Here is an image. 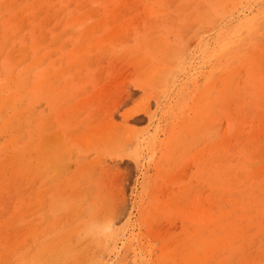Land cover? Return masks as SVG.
<instances>
[{
  "label": "rangeland",
  "instance_id": "rangeland-1",
  "mask_svg": "<svg viewBox=\"0 0 264 264\" xmlns=\"http://www.w3.org/2000/svg\"><path fill=\"white\" fill-rule=\"evenodd\" d=\"M233 1L0 0V37L19 27L2 41L0 96L12 92L13 76L27 84L14 88L19 110L9 101L0 108V181L3 172L10 179L0 184V264H42L59 241L48 264H264V98L243 71L226 114L208 127L197 117L203 90L225 68L264 51V0ZM256 14L253 30L238 27ZM223 140L226 152L214 153ZM213 164L231 172L232 191L207 173ZM223 214L242 236L208 233L230 220ZM217 242L223 250H212Z\"/></svg>",
  "mask_w": 264,
  "mask_h": 264
},
{
  "label": "bare ground",
  "instance_id": "bare-ground-1",
  "mask_svg": "<svg viewBox=\"0 0 264 264\" xmlns=\"http://www.w3.org/2000/svg\"><path fill=\"white\" fill-rule=\"evenodd\" d=\"M50 1V0H49ZM64 1V0H63ZM233 1V0H232ZM254 1V0H253ZM261 0H259V2H260ZM233 2H235V1H233ZM247 2H248V0H247ZM229 3V2H228ZM246 3V2H245ZM248 3H250V2H248ZM253 4V3H252ZM255 4V3H254ZM257 4H258V1H257ZM256 4V5H257ZM263 4V3H262ZM10 5V4H9ZM250 5V4H249ZM11 6V5H10ZM45 6H43V8H44ZM56 7V6H55ZM245 7V6H244ZM249 7V6H248ZM259 7V6H258ZM51 8V7H50ZM50 8H49V11H52V8H51V10H50ZM252 8V7H251ZM250 8V9H251ZM238 9V8H237ZM40 10V9H39ZM41 10L44 12V10L42 9V7H41ZM245 10V9H244ZM252 10V9H251ZM48 11V10H47ZM48 11V14L50 13ZM220 11V10H219ZM250 11V10H249ZM38 12V11H37ZM42 12V13H43ZM53 12V11H52ZM60 12V11H59ZM226 12V11H225ZM243 12V11H242ZM237 13H238V11H237ZM236 13V14H237ZM40 14V13H39ZM51 14H53V13H51ZM56 14V13H55ZM57 14H59V13H57ZM74 14H75V12H74ZM84 14V13H83ZM246 14V13H245ZM85 15H86V13H85ZM232 15V14H231ZM230 15V16H231ZM242 15V14H241ZM250 15V14H249ZM248 15V16H249ZM263 15V13L262 12H260V15H259V18L261 17ZM51 16V15H50ZM229 16V18H231ZM233 16V15H232ZM246 16V15H245ZM46 17H48V16H46ZM46 17H45V19H46ZM240 17V16H239ZM26 18V17H25ZM56 18V17H55ZM217 18V17H216ZM242 18V17H241ZM218 19H219V17H218ZM258 19V15L256 14V15H254V16H252V17H244V19H241V20H239V21H237V25H238V27H243V26H247L246 28H248V31H250V30H253V28H254V25L256 24H254V22H256V20ZM73 20V19H72ZM72 20H68L67 22L68 23H70ZM235 20V19H234ZM44 21H46V20H44ZM50 21V20H49ZM52 21V20H51ZM51 21H50V23H51ZM62 21V20H61ZM61 21H60V23H61ZM233 21V20H232ZM260 21V20H259ZM258 21V22H259ZM264 21V20H263ZM10 22V21H9ZM15 22V21H14ZM229 22V21H228ZM221 23V22H220ZM48 25H50V24H48ZM224 26H225V23L223 24ZM257 25H259V23L257 24ZM23 26V25H22ZM261 26V25H260ZM54 27H59V26H54ZM219 27H221V26H219ZM226 27V26H225ZM18 30L19 29V27L16 25L15 27H11V26H8V28H6V31L5 32H3V35L0 37V43H2L1 45H0V54L2 53V52H4V47H3V45L6 43H4L3 44V42L2 41H4L5 39H11L13 36H12V34H13V31L14 30ZM237 29V28H236ZM264 29V28H263ZM56 30H57V28H56ZM245 30V29H244ZM255 30V29H254ZM69 32L70 30H64V32ZM88 31V30H87ZM87 31L86 32H84V33H82L81 35H80V40L81 41H86L87 40V38L89 37V35H87L88 33H87ZM232 31V30H231ZM234 31H235V29H234ZM243 31V30H242ZM42 32V31H41ZM63 32V33H64ZM216 32V31H215ZM72 33V32H71ZM219 33V32H218ZM225 33V32H224ZM230 33V32H229ZM252 33V32H251ZM263 33V32H262ZM261 33V34H262ZM43 34H44V32H43ZM216 34V33H215ZM47 35V34H46ZM62 35H64V34H62ZM223 35V34H222ZM252 35H253V33H252ZM15 36H16V33H15ZM48 36V35H47ZM221 35L220 34H217V37H216V39L218 40V39H220L219 37H220ZM242 36V35H241ZM262 36V35H261ZM57 37V36H56ZM56 37H55V39H56ZM60 37V36H59ZM224 37V36H223ZM58 38V37H57ZM238 38V37H237ZM260 38V37H259ZM46 39V38H45ZM262 39V38H261ZM46 40H48V39H46ZM57 40V39H56ZM91 40V39H90ZM214 40V39H213ZM230 40V39H229ZM254 40V39H253ZM10 40H8V42H9ZM94 41V40H93ZM99 41V40H98ZM256 41V40H255ZM38 42H39V40H38ZM42 42V41H41ZM205 42V41H204ZM203 42V43H204ZM229 42V41H228ZM252 42V41H251ZM257 42V41H256ZM263 42V41H262ZM210 43V42H209ZM212 43H214V41L212 42ZM254 43V42H253ZM264 43V42H263ZM211 44V43H210ZM252 44V43H251ZM258 44V43H257ZM8 45V44H7ZM218 45V44H217ZM221 45V44H220ZM228 45H229V43H228ZM238 45V44H237ZM250 45V44H249ZM253 45V44H252ZM5 46V45H4ZM36 46V43H34L33 45H32V49H34V47ZM206 47H207V45H205ZM226 46V45H225ZM234 46V45H233ZM244 46V45H243ZM45 47V46H44ZM209 47V46H208ZM215 47V46H214ZM229 47V46H228ZM242 47V46H241ZM261 47H262V45H261ZM17 47H13V49H12V51L15 49L16 51L18 50V49H16ZM210 48H212V47H210ZM264 48V47H263ZM21 49L24 51V49L21 47ZM26 49V48H25ZM213 49V48H212ZM215 49V48H214ZM217 49V48H216ZM226 49H228V48H226ZM230 49V48H229ZM241 49V48H240ZM248 49V48H247ZM15 50L13 51L14 53H15ZM10 51H11V49H10ZM12 51H11V54H12ZM21 50L19 49V52H20ZM207 50H205V52H206ZM209 51V50H208ZM232 51H234V50H232ZM231 51V52H232ZM256 51V50H255ZM42 52V51H41ZM203 52V51H202ZM212 52V51H211ZM219 52H221V51H219ZM218 52V53H219ZM258 53L256 54L255 52V55L253 56H250V57H247V58H244L243 59V62H242V66L241 67H237L236 69H234L232 72H230L229 70H228V68H225L223 71V75H222V77L219 79V81L217 82V83H215V85H211V86H209L210 84H208L207 86H209V87H207V89L206 90H203L204 92H203V94H202V101H200L201 102V106L198 108V111H197V117H198V119H200V120H202L203 122H204V125L206 126L207 125V127L209 126V123L210 122H212V121H215V120H217L220 116H222V115H224V114H226V109L224 110V107H225V105H226V102H227V100H230V106L232 107V105L234 104V97H232L236 92H237V90L238 89H242V86H241V83L239 82V80H238V75H239V73L240 72H243V71H246L247 73H248V76H249V80L251 81V83H252V86L251 87H248V89L250 88L251 89V93L253 94V92H255V98H256V100H258L259 101V99L260 98H264V86H261V83L256 79V76H258L259 75V73H258V71H259V69H260V71L259 72H261L263 69H262V67H260L259 66V64L261 63V64H264V63H262V62H260L259 63V61L261 60V59H263L264 60V51H261L260 53H259V51H257ZM21 53V52H20ZM23 53V52H22ZM22 53H21V55H22ZM209 53V52H208ZM16 54V53H15ZM29 54V53H28ZM216 54V53H215ZM219 54H221V53H219ZM242 54V53H241ZM13 55V54H12ZM21 55L19 56V54H18V56L17 55H15V57L17 56V57H21ZM0 56H2V55H0ZM206 56V55H205ZM220 56V55H219ZM23 57V56H22ZM235 57V56H234ZM46 58V57H45ZM203 58V57H202ZM182 59H183V57H182ZM20 60H22L21 58H20ZM19 60V61H20ZM206 60H208V59H206ZM214 60V59H213ZM185 61H186V59H185ZM211 61V60H210ZM16 62H17V59H16ZM25 62V61H24ZM33 62H38V64L40 65L41 64V61H40V59L38 60V59H34L33 60ZM42 62H44L43 61V59H42ZM175 62V61H174ZM181 61H179V63H180ZM187 62V61H186ZM205 62V61H204ZM203 62V63H204ZM176 63V62H175ZM174 63V64H175ZM179 63H178V65H179ZM181 63H183V62H181ZM185 63V62H184ZM213 63V62H212ZM229 63V62H228ZM171 65H173V63L171 62ZM181 65V64H180ZM204 65V64H203ZM206 65V64H205ZM212 65V64H211ZM210 65V66H211ZM225 65V64H224ZM177 66V65H176ZM207 66V65H206ZM209 66V67H210ZM253 66H255L256 67V71L255 70H253L252 69V67ZM173 67H175V66H172V67H170L171 69L173 68ZM180 67H183V66H180ZM200 67V66H199ZM208 67V66H207ZM216 67V66H215ZM221 67V66H220ZM15 69V68H14ZM179 69H181V68H179ZM184 69V68H183ZM203 70H204V68H202ZM208 69V68H207ZM211 69V68H210ZM209 69V70H210ZM25 70V69H24ZM27 70V69H26ZM189 70V69H188ZM203 70H202V72H203ZM209 70H206V71H209ZM221 69H219L218 71H220ZM174 71V70H173ZM185 71V70H184ZM217 71V72H218ZM175 72V71H174ZM173 72V73H174ZM177 72V71H176ZM216 72V73H217ZM262 72H264V70L262 71ZM260 73V75L262 76V74L263 73ZM172 73V74H173ZM181 73V72H180ZM184 73V72H183ZM187 73V72H186ZM205 73V72H204ZM11 74V73H10ZM27 74V73H26ZM175 74V73H174ZM173 74V75H174ZM189 74V73H188ZM206 74V73H205ZM241 74V73H240ZM171 75V74H170ZM169 75V76H170ZM11 76H12V74H11ZM243 76V75H242ZM172 77V76H171ZM176 77V76H175ZM174 77V78H175ZM12 78V79H11ZM10 79L12 80V83H13V85H12V83H11V85L13 86H11V88H10V90L12 91L11 93H9L10 95L9 96H5V97H1L0 96V108H2V106L4 105V104H6V102H12L13 104V106H14V102H15V100H13V97H15L14 96V94H15V92L18 90V89H14V88H20V89H22L24 86H25V80L23 81V80H20V81H17V76L15 77V79H14V76L13 77H11ZM25 79L27 78L26 76L24 77ZM180 77H178V79H179ZM202 78V77H201ZM215 78V77H214ZM23 79V78H22ZM170 79V78H169ZM168 79V80H169ZM176 79V78H175ZM218 79V78H217ZM239 79H240V77H239ZM11 80H8L9 82L11 81ZM38 80V79H37ZM36 79L34 80V85H43L46 81H47V79H46V77H44V78H41L40 79V81H39V83H37L38 81H37ZM167 80V81H168ZM190 80V79H189ZM7 81V82H8ZM27 81V80H26ZM174 81V80H173ZM212 81V80H211ZM210 81V82H211ZM209 82V83H210ZM168 83H169V81H168ZM174 83V82H173ZM10 84V83H9ZM184 84H186V83H184ZM190 84V83H189ZM212 84H213V81H212ZM27 85V84H26ZM182 85V84H181ZM205 87V88H206ZM38 88H40V87H38ZM204 88V87H203ZM188 89V88H187ZM244 89V88H243ZM198 90V89H197ZM27 91V90H26ZM184 91V90H183ZM185 91H186V89H185ZM21 92V91H20ZM180 92V91H179ZM239 92H241V91H239ZM185 93V92H184ZM19 94H21V93H19ZM22 95V94H21ZM24 95H25V93H24ZM23 95V96H24ZM183 95V94H182ZM19 97V96H18ZM180 97V96H179ZM185 97V96H184ZM16 98V97H15ZM21 98H23V97H21ZM233 98V99H232ZM183 99V98H182ZM237 99V98H236ZM11 100V101H10ZM18 99H16V101H17ZM238 101V100H237ZM21 102V101H20ZM15 104H16V102H15ZM16 105H18V103L16 104ZM10 106H11V103H10ZM229 106V107H230ZM14 107H16V106H14ZM14 107H11V109L13 110V111H15L16 109L17 110H19V108H17L16 107V109H14ZM22 107V106H21ZM24 107V106H23ZM5 108V107H4ZM227 109H229V108H227ZM1 111H0V113H2L3 114V109H0ZM17 110H16V113H17ZM230 111V110H229ZM27 112V111H26ZM228 112V111H227ZM234 112V111H233ZM233 112L231 113L232 115H234L233 114ZM15 113V114H16ZM2 114H0V115H2ZM14 114V113H13ZM12 114V115H13ZM4 115V114H3ZM20 115V114H19ZM235 115H237V114H235ZM16 116V115H15ZM28 116V115H27ZM26 116V117H27ZM11 118H12V116H10ZM19 117V116H18ZM21 117V116H20ZM236 117V116H235ZM239 117V116H238ZM2 118H3V116H2ZM16 118V117H15ZM7 119V118H6ZM5 119V120H6ZM13 119V118H12ZM11 119V120H12ZM24 119H26V118H24ZM22 120V119H21ZM14 121V120H13ZM13 121L10 123L9 122V124H12L13 123ZM15 121H16V119H15ZM26 121V120H25ZM235 121V120H234ZM7 122V121H6ZM18 122V121H17ZM27 122H28V120H27ZM26 122V123H27ZM4 123V122H3ZM16 123V122H15ZM19 123V122H18ZM21 124V123H20ZM30 124V123H29ZM237 124V123H236ZM3 125V124H2ZM1 125V126H2ZM5 125H7V123L5 124ZM5 125H4V128H5ZM17 125H19V124H17ZM16 125V126H17ZM13 126V125H12ZM15 126V125H14ZM10 127V126H9ZM8 127V128H9ZM28 127V126H27ZM23 128H24V126H23ZM10 129H12L11 127H10ZM14 130H16V129H14ZM24 130H26V128L24 129ZM24 130H22V132L24 131ZM30 130V129H29ZM12 131V130H11ZM20 131V130H19ZM1 132V131H0ZM3 132V131H2ZM16 133V132H15ZM17 133H18V129H17ZM21 133V132H20ZM29 134V133H28ZM31 134V133H30ZM29 134V135H30ZM35 134H37V132L35 133ZM5 135V134H4ZM31 136H33L32 134H31ZM6 137H7V135H6ZM15 137V136H14ZM9 138V137H8ZM12 139V141H14V138H11ZM11 139H10V141H11ZM25 139V138H24ZM23 138H22V140H24ZM21 140V139H20ZM21 140V141H22ZM225 140V139H224ZM224 140L223 141H220V142H217V143H215V144H213V152L214 153H216L217 151H223L224 153L226 152L225 151V144H224ZM226 141V140H225ZM9 142V141H8ZM11 143V142H10ZM12 143H14V142H12ZM12 143H11V145H12ZM17 143V142H16ZM26 143V142H25ZM8 144V143H7ZM10 145V144H9ZM6 146V145H5ZM29 146V145H28ZM25 147V146H24ZM27 147V146H26ZM5 148H7V147H5ZM230 148V147H229ZM229 148H227V149H229ZM25 150H26V148H25ZM4 151V150H3ZM6 151V150H5ZM24 151V150H23ZM22 150H21V152H23ZM27 151H28V149H27ZM26 151V152H27ZM0 152H2V150L0 151ZM9 152V151H8ZM25 152V153H26ZM14 153V152H13ZM12 153V156L13 155H15V154H13ZM223 153V154H224ZM2 154H4V153H2ZM222 154V153H221ZM221 154H220V156H221ZM222 154V155H223ZM235 154V153H234ZM7 155V154H6ZM5 156V155H4ZM3 156V157H4ZM9 156H11V154H9ZM16 157H17V155H15ZM27 156V155H26ZM25 156V157H26ZM24 157V158H25ZM216 157H218L219 158V155L218 154H216L215 156H214V158H215V160H216ZM231 157V156H230ZM38 158H39V156H38ZM37 158V162H38V164L39 165H44V163H45V157H44V155H43V157H40L39 159ZM217 158V160H220V159H218ZM252 158V157H251ZM9 159H11L10 157H9ZM13 159V158H12ZM250 159V158H249ZM7 160H8V158H7ZM6 160V161H7ZM15 160H17V158H15ZM29 160V159H28ZM225 160H227V158L225 159ZM5 161V162H6ZM9 161V160H8ZM11 161H14V159L13 160H11ZM23 161V162H22ZM22 161L20 160L19 162H21L20 163V166H22L21 167V169H22V171H23V173H24V175H29V173H30V171H31V168H30V163H25L24 162V160L22 159ZM221 161V160H220ZM252 161V160H251ZM233 162V161H232ZM243 162V161H242ZM250 162V161H249ZM6 163H8V162H6ZM9 163H10V161H9ZM215 163V162H214ZM244 163V162H243ZM12 164V163H11ZM240 164V163H239ZM6 165H8V164H6ZM16 165V164H15ZM246 166H248V165H246L245 164V166L244 167H246ZM4 167V166H3ZM241 170V169H240ZM210 171H212L211 173L214 175V177H215V179H217L218 181H221V184H222V186L224 187V188H226V189H228V190H231L232 191V188H230V184H229V181H230V179H229V176H230V173L231 172H229V171H225L224 170V168H222V167H220V166H214V164L213 165H211L210 167H209V169L207 170V173H209ZM239 172V171H238ZM238 174H240V173H238ZM238 174H237V176H238ZM241 175V174H240ZM1 176H2V180L0 181V184L2 185L3 183H6V181L8 180H10L9 178L8 179H6V175H5V173L3 172L2 174H1ZM234 177V176H233ZM241 177V176H240ZM242 177H243V175H242ZM255 178V177H254ZM238 180L240 179V178H237ZM252 179V178H251ZM257 179V178H256ZM254 180V179H253ZM12 181V180H11ZM236 181V180H235ZM231 183H233V182H231ZM235 183V182H234ZM247 183V182H246ZM7 184H8V182H7ZM6 184V185H7ZM11 184H12V182H11ZM10 184V185H11ZM261 184V183H260ZM3 186H5V185H3ZM262 186V185H261ZM0 188H1V186H0ZM3 188H7V187H3ZM263 188V187H262ZM244 189V188H243ZM250 189V188H249ZM239 190V189H238ZM247 190V189H246ZM245 192V191H244ZM5 193V192H4ZM3 193V194H4ZM249 193H251V191L249 192ZM257 193V192H256ZM246 194H248V193H246ZM259 194H260V192H259ZM7 195V194H6ZM252 195V194H251ZM258 196H261V194L260 195H258ZM224 216H225V218L226 219H230V216H229V214H223ZM232 215V214H231ZM47 217V216H46ZM236 220H237V217H236ZM43 223V222H42ZM40 224H41V222H40ZM206 223L204 224V228H206ZM223 228H226L227 230H226V232H224L223 233V235L224 236H226V240H227V237H229L230 236V233L232 234H235V235H238V236H242V234H243V230L241 229V227L240 226H238L237 225V223L234 221H232L231 219L230 220H228L225 224H219V225H214L213 226V228L211 229V230H208V233H215L216 231H219L220 229H223ZM47 229V228H46ZM46 229H45V231H46ZM31 230V229H30ZM106 231L108 230L109 231V229H105ZM105 230H103V234L105 233L104 231ZM113 230V229H112ZM112 230H111V232H112ZM37 231V230H36ZM35 231V233L33 234V235H35L36 236V234L38 235V238H39V236L42 234V231L41 230H39L38 232H36ZM44 231V230H43ZM72 231V230H71ZM70 231V232H71ZM107 231V232H108ZM48 232H49V230H48ZM69 232V234H71ZM101 232V231H100ZM221 232V231H220ZM46 233V232H45ZM102 233V232H101ZM110 233V232H109ZM118 233V232H117ZM69 234H67V237H69L68 235ZM103 234H102V237H104L103 236ZM116 234V233H115ZM56 235V234H55ZM66 235V234H65ZM65 235H64V237H65ZM92 235V234H91ZM90 235V236H91ZM96 235V234H95ZM114 235V234H113ZM43 236V235H42ZM54 236V235H53ZM53 236L51 237V239L53 238ZM58 236V235H57ZM93 236H94V234H93ZM107 236V235H106ZM123 236V235H122ZM121 236V237H122ZM37 237V236H36ZM89 237V236H88ZM87 237V238H88ZM109 237V236H108ZM115 237V236H114ZM28 239H30L29 237H27ZM37 238V239H38ZM75 238H77V237H75ZM74 238V239H75ZM45 239V238H44ZM54 239V238H53ZM56 239L58 240V238L56 237ZM62 239V238H61ZM66 239V238H65ZM98 239H99V237H98ZM103 239V238H102ZM107 239V238H106ZM119 239V238H118ZM31 240V239H30ZM30 240H28V242L27 243H29V241ZM35 241H38V240H36V238L34 239ZM50 240V239H49ZM60 240V239H59ZM58 240V241H59ZM67 240H68V238H67ZM70 240V239H69ZM86 240V239H85ZM110 240V239H109ZM121 240V239H120ZM119 240V241H120ZM126 240V239H125ZM47 241H48V239H47ZM55 241V240H54ZM64 241V240H63ZM87 242H88V240H86ZM99 241H100V239H99ZM220 241H221V243H222V240L220 239ZM39 242V241H38ZM102 242V241H101ZM109 242V241H108ZM27 243L25 244V245H27ZM36 243V242H35ZM52 243V242H51ZM51 243H49L50 245H51ZM55 243V242H54ZM56 243H57V241H56ZM82 243V242H81ZM93 243V242H92ZM221 243H219V242H217L216 243V245H214V246H212V250H214V251H219V250H223L224 248H223V245H221ZM24 244V243H23ZM47 244V243H46ZM45 244V245H46ZM58 244V243H57ZM70 244H71V241H70ZM85 244L86 245H88L86 242H85ZM101 244V243H100ZM104 244V243H103ZM102 244V245H103ZM37 245H38V243H37ZM59 245H60V241H59ZM59 245H56V250H54V251H52L53 253H51V258H47V257H44L43 255H41L42 256V258H41V256H40V258H41V262H42V264H48V263H50L52 260H54L55 258L53 257L54 256V254H56L55 253V251H58V246ZM81 245V244H80ZM210 245H211V243L210 242H207L206 244H205V246H206V248H209L210 247ZM227 245H229V243L227 244ZM1 246V245H0ZM6 246V245H5ZM4 246V247H5ZM9 246V245H8ZM8 246H6V247H8ZM16 246V245H15ZM33 246H35V244L33 245ZM43 246V245H42ZM49 246V245H48ZM47 246V247H48ZM51 246H54V244L53 245H51ZM74 246V245H73ZM72 246V247H73ZM2 247H3V245H2ZM10 247V246H9ZM19 247H21V246H16V248L17 249H20ZM22 247H24L23 245H22ZM21 247V248H22ZM36 247V246H35ZM38 247V246H37ZM72 247H71V245H69V248L70 249H72ZM95 247H96V245H95ZM101 247V245L99 246V248ZM30 248H32V246L30 247ZM34 248V247H33ZM44 248V247H43ZM52 248H54V247H51V249ZM103 248V247H102ZM100 249V250H103V249ZM104 248H106V247H104ZM226 248H229L228 246H226ZM8 249V248H7ZM7 249H5V250H7ZM38 249V248H37ZM69 249V250H70ZM84 249H87V247L85 246L84 248H83V250ZM4 250V251H5ZM10 250V249H9ZM74 250V249H73ZM104 250H106V249H104ZM30 251H31V249H30ZM29 251V252H30ZM86 251V250H85ZM90 251V250H89ZM89 251H88V253H89ZM28 252V253H29ZM32 252V251H31ZM97 252V251H96ZM103 252V251H102ZM113 252V251H112ZM8 253V252H7ZM7 253H5V254H7ZM12 252L10 251V254H11ZM15 253V252H14ZM43 253H45V252H43ZM87 253V254H88ZM110 253V252H109ZM10 254L8 255L9 257H10ZM60 253L58 252V255H59ZM24 255V254H23ZM25 255L28 257V254L27 253H25ZM6 256V255H5ZM4 256V257H5ZM45 256H47V255H45ZM59 256H61V255H59ZM4 257H1V259H3ZM23 257V256H22ZM9 260H10V258H8ZM8 259H6V260H8ZM23 259H24V257H23ZM4 261H5V259H3ZM2 260V261H3ZM75 260V259H74ZM25 261H27V260H25ZM61 260H59V262H60ZM73 261V260H72ZM7 262V261H6ZM66 263H67V261H65ZM69 262H71V261H69ZM2 263V262H1ZM4 263V262H3ZM9 263H12V261L10 260L9 261ZM24 263V262H23ZM52 263H53V261H52ZM57 263H58V258H57ZM98 263V262H97ZM118 263H119V261H118ZM136 263H138V262H136ZM5 264H7V263H5ZM17 264H19V263H17ZM24 264H28V261H27V263L25 262ZM64 264V263H63ZM68 264V263H67ZM96 264V263H95ZM100 264V263H99ZM120 264V263H119Z\"/></svg>",
  "mask_w": 264,
  "mask_h": 264
}]
</instances>
